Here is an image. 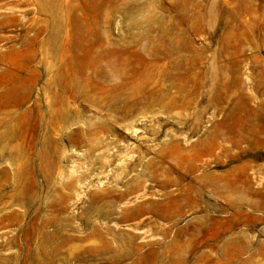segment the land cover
I'll list each match as a JSON object with an SVG mask.
<instances>
[{"label":"rangeland","instance_id":"obj_1","mask_svg":"<svg viewBox=\"0 0 264 264\" xmlns=\"http://www.w3.org/2000/svg\"><path fill=\"white\" fill-rule=\"evenodd\" d=\"M0 264H264V0H0Z\"/></svg>","mask_w":264,"mask_h":264}]
</instances>
